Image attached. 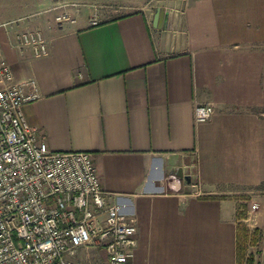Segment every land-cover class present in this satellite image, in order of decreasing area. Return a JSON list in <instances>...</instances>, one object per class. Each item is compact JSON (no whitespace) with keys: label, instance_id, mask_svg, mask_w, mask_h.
Masks as SVG:
<instances>
[{"label":"crops","instance_id":"1","mask_svg":"<svg viewBox=\"0 0 264 264\" xmlns=\"http://www.w3.org/2000/svg\"><path fill=\"white\" fill-rule=\"evenodd\" d=\"M61 10L75 20L58 26ZM33 29L47 54L17 44ZM0 57L35 80L22 110L48 148L90 151L134 218L129 264H237L240 193L258 203L264 264V0H0ZM103 256L82 247L74 262Z\"/></svg>","mask_w":264,"mask_h":264},{"label":"built area","instance_id":"2","mask_svg":"<svg viewBox=\"0 0 264 264\" xmlns=\"http://www.w3.org/2000/svg\"><path fill=\"white\" fill-rule=\"evenodd\" d=\"M54 20L62 26L75 18L61 10ZM16 41L35 56L48 52L39 29L18 33ZM38 96L35 80H14L0 57V264H75L78 249L89 246L104 256L88 264H129L134 218L108 201L90 151H53L26 121L22 106ZM212 113L210 103L193 108L196 122Z\"/></svg>","mask_w":264,"mask_h":264},{"label":"rangeland","instance_id":"3","mask_svg":"<svg viewBox=\"0 0 264 264\" xmlns=\"http://www.w3.org/2000/svg\"><path fill=\"white\" fill-rule=\"evenodd\" d=\"M234 197L236 201V212L240 216H243L245 219L249 218V220L247 221H243V220L238 221V226L240 228L244 226L245 230L247 231V240L244 244V249L242 248L243 251L240 254L241 262L237 264H246L247 259L252 255L251 248L252 250L254 249L253 247H251L253 246V244L250 243V238L253 232L252 230L253 228L249 227L250 225H248V223L252 222L253 213H254V210H252L250 206L252 202H256V201H252V198L248 193H240L238 195H235Z\"/></svg>","mask_w":264,"mask_h":264},{"label":"trees","instance_id":"4","mask_svg":"<svg viewBox=\"0 0 264 264\" xmlns=\"http://www.w3.org/2000/svg\"><path fill=\"white\" fill-rule=\"evenodd\" d=\"M242 234H238V242H237V263L241 262V258H240V254L244 249V244L247 240V231L245 230V228H242ZM258 239V231L257 229H254L252 234H251V238H250V243L251 244H256ZM243 248V249H242ZM246 264H253V259L252 256H250L247 259V263Z\"/></svg>","mask_w":264,"mask_h":264},{"label":"water","instance_id":"5","mask_svg":"<svg viewBox=\"0 0 264 264\" xmlns=\"http://www.w3.org/2000/svg\"><path fill=\"white\" fill-rule=\"evenodd\" d=\"M159 20H161L162 19V15H161V13H159ZM182 174H180V172H179V176H181Z\"/></svg>","mask_w":264,"mask_h":264}]
</instances>
